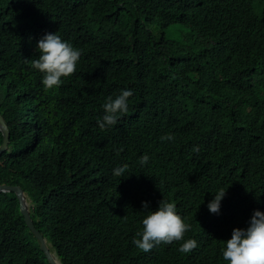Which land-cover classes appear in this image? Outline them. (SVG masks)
<instances>
[{"label": "trees", "instance_id": "trees-1", "mask_svg": "<svg viewBox=\"0 0 264 264\" xmlns=\"http://www.w3.org/2000/svg\"><path fill=\"white\" fill-rule=\"evenodd\" d=\"M46 33L82 53L48 91L31 67ZM127 89L128 113L101 130L107 97ZM0 113V183L28 192L63 264H229L233 228L264 212V0H0ZM161 199L191 225L192 252L132 243ZM0 264H51L12 190H0Z\"/></svg>", "mask_w": 264, "mask_h": 264}, {"label": "clouds", "instance_id": "clouds-1", "mask_svg": "<svg viewBox=\"0 0 264 264\" xmlns=\"http://www.w3.org/2000/svg\"><path fill=\"white\" fill-rule=\"evenodd\" d=\"M36 47L39 51V58L31 61V67L44 74L42 84L45 91L59 87L62 83V77H70L75 73L77 62L82 53L70 43L63 41L56 33L43 35L38 40ZM132 95V89H127L122 90L115 99L112 96L107 97L103 105L104 114L101 119L97 120L101 130L116 126L119 120L128 113V98ZM160 139L161 141H174L175 137L171 134H165ZM8 149H10V142ZM193 151L198 153L199 147H194ZM148 160L149 157L143 155L139 162L143 166ZM127 169V164L117 167L113 170V175L119 178L126 177L129 174L125 175ZM225 189L221 188L217 191L213 199L207 204L209 212L219 213L220 202L225 195ZM27 195L31 212L33 202L28 192ZM142 209H149V203L143 201ZM33 220L35 224L38 217L33 218ZM142 225L143 231L137 233L139 238H134L132 243L145 253L150 252L161 243L171 244L182 240L184 242L178 249L180 253L187 254L198 247L195 239L184 240L185 233L191 229V225L185 223L177 214L173 202L161 199L158 208L143 218ZM44 237L50 251L58 256L52 243L46 236ZM222 256L229 264H264V212L254 210L247 228H233L231 238L226 240V246L222 250ZM58 259L60 260L59 256ZM60 262L62 261L60 260Z\"/></svg>", "mask_w": 264, "mask_h": 264}, {"label": "water", "instance_id": "water-1", "mask_svg": "<svg viewBox=\"0 0 264 264\" xmlns=\"http://www.w3.org/2000/svg\"><path fill=\"white\" fill-rule=\"evenodd\" d=\"M0 130L2 132V140L0 143V153H2L5 149L9 148V130L1 114H0ZM0 190H3V191L12 190L16 193L17 198L19 200V210L21 214L23 215L24 222L30 228V230L35 234L36 238L39 241V246L41 250L45 253L46 257L52 264H63L58 259V256H54V254L50 251L49 245L46 243L45 237L36 228L34 224V220L30 212L27 191L24 190L18 184H9V183H0Z\"/></svg>", "mask_w": 264, "mask_h": 264}, {"label": "bare ground", "instance_id": "bare-ground-1", "mask_svg": "<svg viewBox=\"0 0 264 264\" xmlns=\"http://www.w3.org/2000/svg\"><path fill=\"white\" fill-rule=\"evenodd\" d=\"M14 184V183H13Z\"/></svg>", "mask_w": 264, "mask_h": 264}]
</instances>
